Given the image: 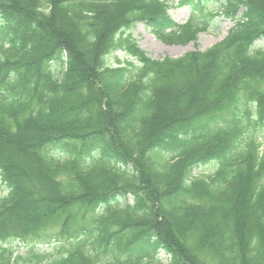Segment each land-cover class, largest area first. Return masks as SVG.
<instances>
[{
    "label": "trees",
    "instance_id": "trees-1",
    "mask_svg": "<svg viewBox=\"0 0 264 264\" xmlns=\"http://www.w3.org/2000/svg\"><path fill=\"white\" fill-rule=\"evenodd\" d=\"M170 1L0 0V264H264V0L152 60L137 22L167 45L207 28L169 10L208 0ZM25 240L66 246L6 248Z\"/></svg>",
    "mask_w": 264,
    "mask_h": 264
},
{
    "label": "rangeland",
    "instance_id": "rangeland-1",
    "mask_svg": "<svg viewBox=\"0 0 264 264\" xmlns=\"http://www.w3.org/2000/svg\"><path fill=\"white\" fill-rule=\"evenodd\" d=\"M177 3V0H171L170 4ZM224 0H208L204 2L199 9L196 7H170V14L178 25H184L189 20H193L196 25L206 26V31L199 34L197 41L186 46L183 45H167L159 40L153 32L143 23L137 22L135 26L127 33L137 43L142 51L152 60H163L165 58H180L184 55L196 50L205 51L221 42L228 34L234 23L224 15ZM116 59L126 62L129 59L124 51L115 53L110 58V62L116 63ZM254 124V123H253ZM259 142H264V129L253 125L250 127ZM218 169L216 161L200 165L195 171L194 176H207L213 174ZM10 190L0 175V199L7 196ZM66 246V241L55 242L46 241L38 244L33 240L10 241L6 244V248L14 254V256L26 255L29 251L34 250L36 253H54L57 249ZM162 259V263L166 264L168 255L160 252L158 255Z\"/></svg>",
    "mask_w": 264,
    "mask_h": 264
}]
</instances>
